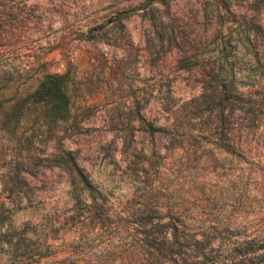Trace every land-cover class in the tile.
<instances>
[{
	"label": "rangeland",
	"instance_id": "rangeland-1",
	"mask_svg": "<svg viewBox=\"0 0 264 264\" xmlns=\"http://www.w3.org/2000/svg\"><path fill=\"white\" fill-rule=\"evenodd\" d=\"M45 73L80 128L0 122V264H264V0H0V101Z\"/></svg>",
	"mask_w": 264,
	"mask_h": 264
},
{
	"label": "trees",
	"instance_id": "trees-1",
	"mask_svg": "<svg viewBox=\"0 0 264 264\" xmlns=\"http://www.w3.org/2000/svg\"><path fill=\"white\" fill-rule=\"evenodd\" d=\"M238 45L239 42H234L233 49ZM217 47V63L225 64L224 45L218 42ZM67 77L65 74L45 73L32 90L20 92L13 89L11 97L0 101V122L20 128L29 127L30 130L37 131L38 136L58 137L59 133L78 131L80 118L77 117L83 112H77L71 107L68 89L70 82ZM236 96L241 98L240 93ZM57 152L56 163L66 165L73 171L77 182L87 184V178L69 152L63 148H59Z\"/></svg>",
	"mask_w": 264,
	"mask_h": 264
}]
</instances>
